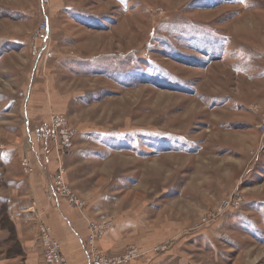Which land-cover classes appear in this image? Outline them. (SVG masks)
<instances>
[{
	"label": "rangeland",
	"instance_id": "rangeland-1",
	"mask_svg": "<svg viewBox=\"0 0 264 264\" xmlns=\"http://www.w3.org/2000/svg\"><path fill=\"white\" fill-rule=\"evenodd\" d=\"M190 22L197 30L180 37L178 28ZM198 82L203 93L261 107L254 131L239 137L250 155L185 156L183 127H202L187 123L181 93L204 123ZM227 100L209 123L241 118L255 125V111L234 116ZM52 115H62L75 137L68 150L55 138L40 139L48 152L40 168L33 142L46 139ZM263 120L264 0H0V257L22 264L26 257L8 219L13 200L16 214L33 215L27 240L35 263L46 264L40 228L56 239L49 197L62 175L81 206L58 199L77 210L91 205L88 231L91 223L107 226L92 244L87 238L89 252L119 257L135 246L129 264L150 262L181 236H199L215 247L191 246L192 264H264ZM34 175L41 184L29 181ZM172 190L180 196L171 200ZM231 197H241V206L223 211ZM25 204L34 209L23 211ZM239 212L247 221L232 219ZM112 230L124 246L99 251L95 243Z\"/></svg>",
	"mask_w": 264,
	"mask_h": 264
},
{
	"label": "crops",
	"instance_id": "crops-1",
	"mask_svg": "<svg viewBox=\"0 0 264 264\" xmlns=\"http://www.w3.org/2000/svg\"><path fill=\"white\" fill-rule=\"evenodd\" d=\"M78 21H82V20L78 19ZM77 24L91 26L94 29L97 26H99L94 21L92 22L82 21V23L77 22ZM190 24H191V27L178 28L179 30H177L178 32L177 34L180 37L190 36V33L192 30H197L196 28L197 24H194L191 22ZM215 32L217 33V31ZM229 61L232 62L233 60L229 59ZM231 65H233V63L230 64V67L232 68L233 66ZM204 72L206 71L204 70L203 73ZM192 81L189 78H185L183 82L184 84L185 83L191 84ZM197 84L198 85H196L195 90L197 91V94L199 95L198 99L196 95L195 96L193 95L191 98L192 99L196 98L198 100L197 102L201 106L204 107L203 108L204 117L201 116V118L204 120V123H199L198 120L197 121L195 120L194 114L193 115L191 114L192 113L191 108L188 109V107L190 106L189 104L192 102L191 99H188V97L184 95V93H181L182 112H184L185 116L187 115L186 116L187 123L192 122V124H198V126L202 127L201 131H197L193 129L192 127L193 125L191 126V124H187L183 127L185 156L186 155L191 156L193 157V159H195L196 157L203 158L205 156L204 153L206 152L212 157L250 155V152H253V151L248 150L245 146H243V143L242 141L240 142L239 137H244V135L241 133L254 131L257 120L260 116L259 113L262 110L261 107L257 104L255 105L251 104V102L248 101L249 98L244 100L242 98L238 99L235 96H231V99H230L228 94L217 93L216 95H214L212 93H208V94L203 93L199 89V82ZM226 98L232 101V108L234 110H230L229 113L234 116L237 114L239 115L240 111L243 109H247L249 111H255L256 112L255 125L252 122L243 121V119L241 118L240 119L229 118L225 120L222 124L209 123L210 118H208V116L211 115L210 113H214L217 110L221 111L225 107H228L226 105H228L229 101ZM212 102L216 104L215 105L212 104V106H210L209 103H212ZM210 107L212 109H209ZM25 115H26V112H25ZM197 118L198 116H196V119ZM236 124L238 125L244 124L246 126L245 128L241 127L240 129H237L235 127ZM35 131H36V134H38L37 128ZM237 135H240V136L237 137ZM44 136L46 137V139L44 137L37 136L35 137L37 138V140H34L33 142V149L38 158L37 164L40 168H46L43 166V162L45 158L47 157L48 152L46 151V148H45L46 143L43 145L40 139L42 140L49 139L48 138L49 137L48 127H47V131H45L44 133ZM257 136L260 137V134L258 131H257ZM258 140L259 139L257 138V142ZM261 141L263 142V143L261 142V145L263 146L264 141L262 139ZM257 142L256 143L254 142V145H256ZM190 150L192 151L189 152ZM29 179H30L29 180L30 182L32 180L33 183L36 185L40 183L36 181V176L31 177ZM260 181H263V179L260 178ZM8 182H9L8 184L12 185V187L16 186L15 182H12V181H8ZM86 187H89V186H86ZM36 189L38 190V186H36ZM29 192L30 193L32 192V187H30ZM169 196L171 197V200H172L173 199L172 196H176V197L180 196V193L177 192L176 190H172ZM4 201L6 202L4 198L0 197V202H4ZM8 203H11V205H9L10 210L8 211V219L11 223H13V227L16 231L17 238L21 243L22 251L25 252L26 254L24 264H36L34 261L35 259L33 258L34 256L33 250L29 246V241L27 240L29 236V229L31 226L30 221L33 219V215L32 216L27 215L26 212H25L26 215H18L16 214V211L12 209V208H15L14 207L15 204H13V200H11V202L10 200H8ZM50 205L54 207L53 208L54 210H52V214L50 218L48 217V219L47 218L46 219L48 221V225L50 229L53 231L54 237L58 240V242L60 243V246H62L63 256L66 258L67 261H69V264H87L89 251L87 250L88 248H87L86 242L90 234V230L88 231L86 229V226H87L86 219L91 217V214L89 213L90 212L89 209L91 205H89V209H87L88 207L86 206L83 209L77 210L74 207H68V205H66L62 199H56ZM24 207L25 209L23 211L34 209L32 206L27 205V204H25ZM159 211L162 212L161 209H159ZM239 213L240 214H237L238 218L237 216H235V217H232V219H236L240 221V223L242 221L243 222L247 221L246 217L243 215L244 213L243 214L242 212H239ZM116 228H117L116 232H118V230L120 229L124 230L125 226L124 224H122V225H118ZM147 228H149V225L145 226V231ZM116 232L112 230V231H108L107 233H105L102 239H100V241L95 243V245H97V249L99 251H102V252L104 251L106 253H116L115 250L124 246L123 245L124 243L120 244L119 242H117V237H115ZM127 237H126L127 240L124 239L125 240L124 242L126 243L129 240V236ZM175 242H176L175 245L169 251H167L163 255L155 257V259H153L152 261L150 262L149 261L147 262L146 261H135V263H131V264H192L191 246L197 247L200 244L202 245L208 244L209 248L213 249V247H215L213 241H211V239L208 237L200 238L199 236H197L190 241V236L188 237L181 236V238H179ZM0 264H22V263L15 262V261H9L7 259L5 260V258L0 257Z\"/></svg>",
	"mask_w": 264,
	"mask_h": 264
},
{
	"label": "built area",
	"instance_id": "built-area-1",
	"mask_svg": "<svg viewBox=\"0 0 264 264\" xmlns=\"http://www.w3.org/2000/svg\"><path fill=\"white\" fill-rule=\"evenodd\" d=\"M44 32L41 39L45 41L47 39L48 35V26L44 25ZM51 124L48 125V136L49 139L52 140V138H55L56 141L60 144V147L62 149L68 150L73 145V140L75 137V130L67 126L66 120L62 115H52L51 118ZM262 131L264 132V120L262 121V124L259 126ZM28 164L24 163V167L26 169ZM62 173V171H60ZM55 183H58V185H53L50 188V197L49 199H52L53 201L58 199V195H62L63 197L68 198L69 204L72 203L76 206H81L80 201L78 198L72 195L69 188L62 183V175H58L56 177ZM61 184V186H59ZM242 204L241 197H238L237 199L229 198L227 202H224L221 205V209L223 211L228 210H238V208ZM206 221V220H205ZM106 225L97 226L96 224L91 223L89 225L90 234L88 236V243L92 244L93 241L98 237L99 235H102L104 229H106ZM41 242L42 246H44L45 249V255L44 260L46 264H69L68 261L63 257L61 246L59 245L58 241L53 239L51 237L50 230L47 226H41ZM138 255V251L136 247L129 246L128 250L120 255L119 257H108L104 254H100L99 252H89L88 254V262L87 264H129L131 261L135 260V258Z\"/></svg>",
	"mask_w": 264,
	"mask_h": 264
}]
</instances>
